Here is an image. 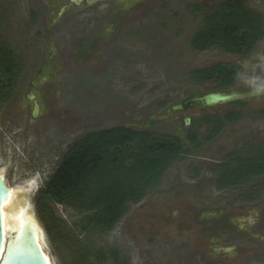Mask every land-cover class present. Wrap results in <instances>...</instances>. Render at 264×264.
Listing matches in <instances>:
<instances>
[{"label": "rangeland", "instance_id": "1", "mask_svg": "<svg viewBox=\"0 0 264 264\" xmlns=\"http://www.w3.org/2000/svg\"><path fill=\"white\" fill-rule=\"evenodd\" d=\"M220 1L138 0L132 9L116 11L114 20L101 8L83 14H73L72 9H67L57 14L55 0H15L14 5H4L8 0H0V41L13 49L22 63L14 91L0 100V175L19 192L22 186L32 184L25 202L31 204L44 231L45 251L55 264H120L123 259L127 264H264V188L260 179L257 181L262 186L260 196L249 200L246 190L252 182L241 188L218 191L206 181L187 180L184 170L175 164L161 183L148 189L147 193L151 192L139 200L150 204L145 205L148 209L143 206L148 216H158L168 208L161 201L152 203L156 193L175 198L182 194L185 196L182 201L223 213L219 220H212L202 212L198 217L208 237L212 231L230 229L231 224L235 227L230 233L219 232L223 237L208 244L233 246V256L225 262L195 252L189 242L165 230L154 241L148 240L150 236L142 231H135L143 212L140 203H128V211L110 230L94 225L84 229L90 212L75 206L49 201L48 212L37 206L40 189L84 135L124 125H148L162 134L182 133L185 127L177 119L168 122L167 111L179 104L180 94L186 90L200 94L210 91L192 78L194 70L219 62L238 65L242 73L234 89L250 95L242 99L248 103L246 110L264 108V68L258 66L263 61L259 52L264 37L255 52L245 57L218 47L196 51L190 46L193 33L203 25L201 20L207 13L204 7L202 12L197 11L195 5L211 6ZM242 1L264 18V0ZM43 63L44 74L36 77ZM33 80L36 85L31 87ZM30 89L40 103L37 117L32 116V102L26 97ZM232 107L225 103L200 110ZM174 113L178 117L182 114L177 110ZM247 117L234 131L241 139L238 144L251 141L255 146L259 144L250 150L257 155L264 145V118ZM151 121L155 123L149 125ZM213 150L219 153L215 158L228 151ZM213 150L203 149L196 159H190L206 163L204 159L211 157ZM242 190L247 197L239 195ZM192 226L201 228L199 224ZM110 251L117 256L113 257ZM98 253L104 255L101 261L97 260ZM165 255L177 261L172 262Z\"/></svg>", "mask_w": 264, "mask_h": 264}, {"label": "trees", "instance_id": "2", "mask_svg": "<svg viewBox=\"0 0 264 264\" xmlns=\"http://www.w3.org/2000/svg\"><path fill=\"white\" fill-rule=\"evenodd\" d=\"M203 25L190 40L193 50L218 47L239 56L247 55L264 36L261 14L236 1L212 6ZM22 70L19 56L0 41V100L14 91ZM241 68L234 63H216L191 72L192 78L210 89H226L234 84ZM178 139L154 136L123 126L91 132L81 137L64 155L37 197L39 209L48 212L47 204L75 206L90 212L83 228L91 225L110 230L123 216L128 203L138 202L148 189L157 185L163 171L181 151ZM257 155L243 152L237 162L240 169L229 170L218 188L248 185L260 175L264 188V145ZM247 199H258L259 184L250 185ZM50 227V226H49ZM50 232V228H47ZM113 257L115 251H110ZM97 260L104 257L96 254ZM120 264H123V260Z\"/></svg>", "mask_w": 264, "mask_h": 264}, {"label": "flooded vegetation", "instance_id": "3", "mask_svg": "<svg viewBox=\"0 0 264 264\" xmlns=\"http://www.w3.org/2000/svg\"><path fill=\"white\" fill-rule=\"evenodd\" d=\"M17 1V0H16ZM53 1V0H50ZM58 2L56 6H58V13L62 14L67 9H72L73 14H83L88 12V10H98L99 8L105 9L107 11L106 16L110 17L111 19L116 18V11H122V8L126 11L127 9H132L135 2L138 0H55ZM227 1L231 0H222L216 5L211 6H203V5H195V9L197 11H201L203 7L205 8V11L207 12L203 19L210 13L209 8L212 6H221L224 3H227ZM236 2H240L243 5L245 3L242 0H232ZM15 0H8V2H3L4 5H14ZM27 2V1H26ZM35 1L31 3L32 6L35 5ZM21 5H23V2H21ZM246 6V5H245ZM249 8V7H248ZM121 9V10H120ZM251 9V8H250ZM254 11V10H253ZM202 12V11H201ZM256 12V11H255ZM33 13V12H32ZM258 13V12H257ZM260 14V13H259ZM34 17L35 14H32ZM263 17V16H262ZM264 20V18H263ZM198 28L193 34H196ZM106 30H110L109 27L106 28ZM264 37V36H263ZM191 40V39H190ZM258 40L254 46L252 47V50L247 54H251L252 52H255V49L257 46H259ZM261 56L262 64L258 65L262 68H264V46H261V51L259 52ZM247 55H244L242 57H245ZM46 64H42L40 68L38 69L36 73V77H41L44 74ZM209 67V66H208ZM206 68V67H204ZM202 69V68H200ZM242 73V70L241 72ZM238 75L236 81L232 86L226 89L222 90H214L210 89L209 92L213 91H227V92H236L238 96L230 101L217 103L214 105H221L225 103H230L233 107L228 110H200L204 107H210L214 105H204L201 101V97L205 94H200L198 91L192 92V90H186L180 94V102L179 104H174L171 106V111H167L168 122L175 121L176 119L178 123H182V125L185 127L184 130H182V133L179 134H170V133H157L153 129H149L147 126H135V125H124L123 127L129 128L134 131H145V132H151L154 136H166L171 137L174 139H178L179 143L181 144L182 148L181 151L176 155L175 159L170 163V165L163 171V174L160 178V183L164 179L166 173L169 171L172 165L179 166L182 170H184V175L189 181H206L208 184H213L214 188L218 191H227L232 188H241L243 185L239 186H230V187H224V188H218L216 186V183L219 182V180L225 179V174L229 170L234 169H240V166L237 162L240 161L238 158L242 152H248L251 149H255L259 147V144L255 146V144L251 142H241L238 144V142L241 140L240 137L237 136L236 131H234V127H237L238 125H241L244 121H246L249 117V115H253L255 118H264V108H260V110L256 111H247V104L246 101L242 100L250 95L243 94L234 87L238 83L239 80ZM195 83V82H193ZM198 85H202L196 81ZM31 87H34L36 85L35 80L31 82ZM206 87V86H205ZM207 88V87H206ZM233 88V89H232ZM208 93V92H206ZM34 95L35 98L33 100L29 99V95ZM27 100L32 102V109L33 110V104L34 102L39 101L37 99V96L35 92L30 89L26 93ZM173 110V111H172ZM174 110H177V112L180 114H185L181 116H176L174 113ZM187 112V113H186ZM155 121H151L149 125L154 124ZM178 130V127L176 128ZM234 135V136H232ZM237 141V144L234 145ZM227 141L231 143L229 144ZM206 149L207 152L216 149V150H228L224 155H222L221 158H215V156L219 155V153H215L216 151L213 150V154L210 155L211 157H207L204 159L205 162L198 163L195 160H191L190 158H197V154L199 151ZM186 161V163L182 164L183 161ZM179 162V163H178ZM180 169V170H181ZM263 180V178L260 175L254 176L251 180H249V184L251 185H257V181ZM243 191V190H242ZM239 192V195H243V192ZM151 192V191H150ZM148 192V193H150ZM199 192V191H198ZM246 192H248L246 190ZM146 193L142 200L148 195ZM203 196H205L203 193H198ZM199 195V196H201ZM196 196V195H195ZM185 196L182 194H178L176 198L173 196L166 197L162 193H156V198L152 197V203L160 202L166 206L167 209H163V212H159L160 215H147L146 210L144 209L145 205L149 203H145L141 201L135 202L134 204H138L139 208L143 207V212L141 214V218L137 219L135 225V231H142V233L146 236H150L148 240L154 241L155 236L162 233L163 230L167 233L174 234L177 238L180 240H185L189 242V247L192 248L195 252L200 251L206 253L211 258H217L220 262L229 261L230 257H232L231 249L233 246H226L222 247L220 245L217 246H209L208 244H212L213 242L220 240L221 233L219 232H225L230 233L233 231V227L231 224V228L226 230H220L212 231L210 233V237L204 232V223L200 220L198 215L202 212V214L206 215L208 218L212 220H219L222 219L224 214L220 213L218 211L217 213L213 210H205L206 208L200 209V204L192 203V202H186L182 201V198ZM194 197V196H193ZM151 201V200H149ZM151 203V204H152ZM196 205H199L196 206ZM150 207V204H149ZM146 208V207H145ZM148 209V208H146ZM128 211V209H126ZM145 210V211H144ZM213 211V212H212ZM127 213V212H126ZM140 215V214H139ZM144 215V216H142ZM152 217V218H151ZM233 219V218H232ZM133 220L136 221V218H133ZM139 220V221H138ZM233 220H229L230 223H232ZM192 223L194 225L199 224L201 228H195L192 226ZM171 235V234H170ZM205 237L207 240L205 241L203 238ZM249 236V235H248ZM210 238H212L210 240ZM207 244V245H206ZM209 246L210 253H207L206 247ZM172 253V252H171ZM202 253V254H204ZM224 253V254H223ZM166 259H169L172 262H176L177 259L175 257H167L165 255ZM122 263V260H121ZM123 264H127V261L123 259Z\"/></svg>", "mask_w": 264, "mask_h": 264}, {"label": "water", "instance_id": "4", "mask_svg": "<svg viewBox=\"0 0 264 264\" xmlns=\"http://www.w3.org/2000/svg\"><path fill=\"white\" fill-rule=\"evenodd\" d=\"M91 1V0H88ZM238 94L236 92L227 91H213L205 93L201 97V101L204 105H214L217 103L227 102L236 98ZM34 95H29V99L33 100ZM39 114V104L34 102L32 116L37 117ZM32 184H26L22 186L20 192L22 194L27 193V189L31 187ZM9 186L7 185L5 178L0 176V264H49L43 250L40 247V240L45 246L44 231L39 226H35L33 221L25 217L22 214L23 220L18 233H13L11 235L5 236L3 228V213L2 204L6 202L9 195ZM28 211L31 212L33 217L37 222L35 214L32 210L31 204L26 203ZM39 240V242H38ZM45 250V248H44ZM51 264H54V259L48 254Z\"/></svg>", "mask_w": 264, "mask_h": 264}, {"label": "bare ground", "instance_id": "5", "mask_svg": "<svg viewBox=\"0 0 264 264\" xmlns=\"http://www.w3.org/2000/svg\"><path fill=\"white\" fill-rule=\"evenodd\" d=\"M2 177L4 178V176ZM9 188L10 190H9L8 198L6 202H3L2 204L3 228H4L5 236L11 235L13 233H18L22 220H23L22 214L25 217L30 218L35 224V226L38 227V223H36L35 218L31 214V212L28 211L29 207L25 205V201H26L25 193L22 194L21 192L20 194H18L17 188L10 187V186ZM42 242L43 240L42 241L40 240L39 242L40 247L43 250L49 264H51L48 253L44 250V247H43L44 243ZM54 264H55V261H54Z\"/></svg>", "mask_w": 264, "mask_h": 264}]
</instances>
